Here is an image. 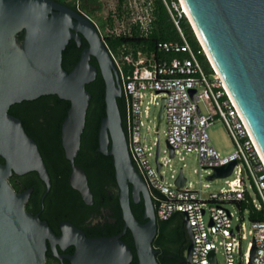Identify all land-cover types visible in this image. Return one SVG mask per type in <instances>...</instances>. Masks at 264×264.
<instances>
[{"label": "water", "instance_id": "water-1", "mask_svg": "<svg viewBox=\"0 0 264 264\" xmlns=\"http://www.w3.org/2000/svg\"><path fill=\"white\" fill-rule=\"evenodd\" d=\"M193 29L237 101L264 155V0H182ZM24 33L22 42L18 36ZM88 41L79 61L71 71L63 67V53L71 40L82 45ZM97 59L99 67L91 63ZM99 70L105 82L106 116L99 129L98 153L114 160L115 177L120 189V204L125 226L112 237L88 238L73 224H67L56 237L48 222L33 215L26 204L33 189L19 193L10 178L37 172L51 188V177L37 141L25 130L23 121L10 114V108L24 101L56 95L70 102L62 124L61 140L70 162L71 186L92 203L86 171L76 164L86 127L92 94L87 85L94 82ZM195 93V91H193ZM123 89L119 71L97 26L78 11L55 0H0V264H45L48 242L74 245L72 264H130L132 249L122 237L133 234L138 264H160L153 242L158 231L157 215L148 185L135 167L123 128L118 99ZM163 107L159 121L163 119ZM171 148V147H170ZM161 152L158 145V171ZM171 156L174 150L171 148ZM234 161L215 168L208 180L230 176ZM183 171L177 181L183 186ZM145 200L141 223L131 207ZM192 243L184 252L192 264L193 233L186 214ZM214 256V254H213Z\"/></svg>", "mask_w": 264, "mask_h": 264}, {"label": "built area", "instance_id": "built-area-1", "mask_svg": "<svg viewBox=\"0 0 264 264\" xmlns=\"http://www.w3.org/2000/svg\"><path fill=\"white\" fill-rule=\"evenodd\" d=\"M164 2L178 29L179 39L159 42L157 50L151 53L127 45L122 46L119 55L110 52L127 104L131 158L146 181L152 199L158 203L157 218L168 221L176 213L187 215L193 233L192 264H264V218H257L260 213L264 214V155L205 45L195 32L199 42V48H195L184 33L181 20L187 18L191 25L192 22L183 1ZM154 22L155 0H124L110 35L130 37L138 32L148 36ZM97 28L100 32L98 25ZM100 34L103 37L104 33ZM159 53L172 57H159ZM202 55L213 70L212 79L202 65ZM164 99L163 119L159 121V114L156 118L157 131L166 121L170 154L171 148L175 153L173 158L183 151L196 152L201 169L208 176L215 173V168L237 161L232 174L220 178L235 176L227 180L228 188L205 195L202 189L193 188L184 172L186 182L179 186L177 181L183 169L173 176V185L165 182L163 168L167 162L162 150L160 171L156 162L160 140L148 145L142 135L143 116H149L152 105L161 110ZM202 103L208 104L210 109L212 106L216 112L204 113ZM217 119L224 122L236 146L234 153L224 157L212 145L209 134Z\"/></svg>", "mask_w": 264, "mask_h": 264}, {"label": "trees", "instance_id": "trees-1", "mask_svg": "<svg viewBox=\"0 0 264 264\" xmlns=\"http://www.w3.org/2000/svg\"><path fill=\"white\" fill-rule=\"evenodd\" d=\"M124 0H119L118 10L121 11ZM168 2L176 0H167ZM100 6L99 0H81V7L89 15L92 16L96 7ZM108 22V21H107ZM103 23L104 28L112 22ZM181 26L184 33L189 38L195 48H199V42L196 38L195 31L187 18L181 20ZM24 33L18 36V39H23ZM180 38L178 29L165 5L164 0H155V22L152 33L148 36H141L136 32L133 36L116 37L110 34H103L104 42L110 52L114 55L120 54L122 46L127 45L134 50H141L145 53H151L157 50L159 42L177 40ZM81 52L75 43H70L63 53V67L67 71H71L80 59ZM159 57H172L163 53L158 54ZM200 60L206 72H213L207 58L202 55ZM98 67L96 61L93 62ZM88 91L92 94L90 106L87 112L86 127L82 135L81 149L77 157V161L87 170L92 178L100 182L101 185L113 182L116 185L114 160L111 156H105L97 152L99 147V129L101 120L106 116L105 103V82L99 70L97 78L94 82L87 85ZM118 104L122 114L123 128L127 138L129 131L127 126V104L123 96L118 99ZM54 105V107H53ZM21 109L15 114L21 117L27 133L36 139L41 150L44 161L48 167L49 173L54 177H68L70 167L64 155V149L61 143V126L67 116L70 102L60 99L56 95L43 96L35 101H24ZM41 119L48 122V127L41 125ZM1 160V158H0ZM2 161V160H1ZM38 177L33 175L30 180V186L36 188V192L40 191ZM13 186L18 191V186L13 182ZM157 209L158 203L153 199ZM135 211L136 218L140 219L143 215ZM183 217L181 213H176L170 220L161 221V239L163 246L168 240V228L177 220ZM259 219L264 218V214L258 215ZM163 250H166L163 248ZM160 264H177L170 259H163L157 256ZM133 264H138V259L135 257Z\"/></svg>", "mask_w": 264, "mask_h": 264}, {"label": "flooded vegetation", "instance_id": "flooded-vegetation-1", "mask_svg": "<svg viewBox=\"0 0 264 264\" xmlns=\"http://www.w3.org/2000/svg\"><path fill=\"white\" fill-rule=\"evenodd\" d=\"M55 1L78 11L96 25V21L93 17L82 9L81 0ZM23 39L18 40L22 42ZM70 43H75L81 53L89 46V43L84 36H82L81 46H78L75 40H71ZM94 61L98 64L95 57L92 58L91 63L93 64ZM23 103L24 102L13 105L10 108V114L21 119V117L16 115L15 112L21 109ZM40 122L43 127H48V122L45 119H41ZM0 158L2 160H0V162L4 163L5 160L2 157ZM66 161L70 167L68 177H61V175H59L58 178H54L49 173L51 177V188L49 192L46 183L40 179L37 172H31L23 176L14 174L10 178L12 185L13 182L17 184V192L19 193L33 189L26 204L27 211L33 215H39L43 221L48 222L56 237H60L64 234L67 224L75 225L82 230L88 238L112 237L120 234L124 229L125 221L120 204V189L117 181L116 185L113 182L101 185L100 182L90 176L87 170L77 161L76 158V164L82 167L87 173L90 189L93 193L92 203L89 204L86 202L83 195L71 186L70 175L72 167L67 159ZM33 175H36L39 180L40 191L38 192H36V188L30 186L29 183ZM131 207L134 214L135 211L141 214L142 209L145 211L144 198L142 197L139 202H135L131 195ZM144 211L142 217L140 219L138 218L141 223L147 222L144 218ZM157 223L158 231L153 242L154 248L158 251L157 256H161L163 259H170L177 264H187L185 262L184 252L192 243V240L189 236L187 226L184 223V217L177 218V220L170 225L167 231L168 240L165 241L163 246L159 244L162 243L163 240L161 239L162 223L158 218ZM122 240L132 249L134 259L135 257L138 259L133 234L130 230L126 232L122 237ZM163 248L166 250H163ZM75 251L76 247L74 245L63 246L59 243L49 241L45 264H72L71 257L75 254ZM133 261L130 264H133Z\"/></svg>", "mask_w": 264, "mask_h": 264}, {"label": "rangeland", "instance_id": "rangeland-1", "mask_svg": "<svg viewBox=\"0 0 264 264\" xmlns=\"http://www.w3.org/2000/svg\"><path fill=\"white\" fill-rule=\"evenodd\" d=\"M100 6L96 7L92 14L93 19L96 21L100 32L105 35L111 33V29L117 23V16L120 14L118 11L119 0H99ZM123 14H121L122 16ZM112 22L109 24V20ZM108 21V22H107ZM108 23L104 28L103 23ZM212 79V73L207 72ZM150 98L147 97L146 101ZM201 107L204 113L209 111L215 113V109L206 103H202ZM160 112V107L152 105L149 116H143L144 125L142 127V135L144 142L148 145H154L160 140L162 157L166 161V165L163 168V175L167 184H174L175 180L173 176H177L181 169H183L185 177L189 183L193 184V188L202 189L207 195L210 192H219L223 188H228L227 180H233L235 176L228 179H213L208 180V173L202 171L199 156L196 152L183 151L181 155L173 158L171 157L170 150L167 144V122L163 121L157 131V116ZM209 134L212 145L221 153V155L228 156L236 151V146L228 133V130L221 119H217L216 122L210 127ZM152 164L155 165V160L152 158ZM209 184V187L206 185ZM250 185V182H248ZM251 193L255 192L251 189ZM230 209L233 210L232 207ZM220 261L223 263V257L220 255Z\"/></svg>", "mask_w": 264, "mask_h": 264}, {"label": "bare ground", "instance_id": "bare-ground-1", "mask_svg": "<svg viewBox=\"0 0 264 264\" xmlns=\"http://www.w3.org/2000/svg\"><path fill=\"white\" fill-rule=\"evenodd\" d=\"M190 17V16H189ZM191 19V18H190ZM201 39V38H200ZM202 41V40H201ZM207 50V49H206Z\"/></svg>", "mask_w": 264, "mask_h": 264}]
</instances>
